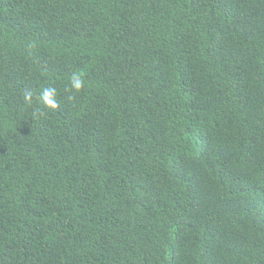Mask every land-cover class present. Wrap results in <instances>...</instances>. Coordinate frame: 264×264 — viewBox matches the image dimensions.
Segmentation results:
<instances>
[{"label": "trees", "instance_id": "1", "mask_svg": "<svg viewBox=\"0 0 264 264\" xmlns=\"http://www.w3.org/2000/svg\"><path fill=\"white\" fill-rule=\"evenodd\" d=\"M0 264H264V0H0Z\"/></svg>", "mask_w": 264, "mask_h": 264}, {"label": "clouds", "instance_id": "2", "mask_svg": "<svg viewBox=\"0 0 264 264\" xmlns=\"http://www.w3.org/2000/svg\"><path fill=\"white\" fill-rule=\"evenodd\" d=\"M31 47V45L29 46ZM70 91L79 92L84 87V79L82 72H73L69 77ZM57 91L55 88L46 87L40 93L39 99L41 103L51 109H56L59 107L58 102L56 100ZM33 93L31 90H27L24 92V101L25 103L30 104L32 101ZM69 100L74 99V96H69Z\"/></svg>", "mask_w": 264, "mask_h": 264}]
</instances>
